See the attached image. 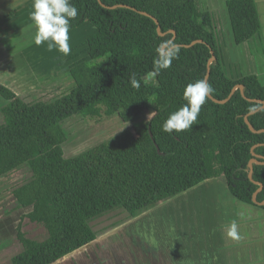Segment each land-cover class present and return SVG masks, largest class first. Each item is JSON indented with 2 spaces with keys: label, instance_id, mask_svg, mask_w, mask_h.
<instances>
[{
  "label": "trees",
  "instance_id": "obj_1",
  "mask_svg": "<svg viewBox=\"0 0 264 264\" xmlns=\"http://www.w3.org/2000/svg\"><path fill=\"white\" fill-rule=\"evenodd\" d=\"M70 3L79 12L70 30L87 23L95 28L86 40L87 60L69 72L73 87L51 101L25 102L0 84L6 102L0 107V176L29 169L31 177L13 195L18 207L31 209L24 218L47 235L29 239L20 223L22 251L11 264H54L120 224L99 232L92 226L96 219L114 211L135 218L221 176L234 198L264 209L253 201H264V85L254 75L235 81L226 76L210 16L196 0ZM226 8L237 45L260 30L254 0H227ZM168 41L179 47L178 58L154 75ZM212 58L211 97L224 100L237 85L245 97L235 90L225 104L207 98L190 131L163 132L169 115L186 103V85L205 80ZM115 115L132 128L65 157V120Z\"/></svg>",
  "mask_w": 264,
  "mask_h": 264
},
{
  "label": "crops",
  "instance_id": "obj_2",
  "mask_svg": "<svg viewBox=\"0 0 264 264\" xmlns=\"http://www.w3.org/2000/svg\"><path fill=\"white\" fill-rule=\"evenodd\" d=\"M196 1L200 11L210 16L226 76L235 81L254 75L264 85V0H254L260 30L240 45L234 42L227 0ZM11 2L0 1V84L23 100L25 93L22 86L33 87L30 89L32 96H41L50 88L57 90L68 86L71 89L74 85L69 75L71 68L87 60V57L76 54L81 51L79 47L78 50L71 48L74 52L68 57V61H73L70 66L64 63L65 60L56 67H53L55 64H45L42 58L37 61L41 55L34 53L36 44L31 45L33 49L27 48L19 54L16 51L5 54V17L1 12ZM25 51L28 52V59L20 57ZM16 58L20 59L19 62ZM34 96L32 100L24 101L55 99H34ZM1 100L0 107L6 103ZM22 172L27 177L17 183ZM30 177L31 173L25 166L0 176V187H4V193H0V240L4 239L5 233L16 236L20 223L27 238L34 240L29 234H42L44 237L40 225L24 218L31 209L18 207L13 195V190ZM233 222L237 225L239 239L228 235ZM88 259H93V264H264V209L234 198L224 177L208 179L126 220L54 264H90ZM0 264H4V250L0 251Z\"/></svg>",
  "mask_w": 264,
  "mask_h": 264
},
{
  "label": "rangeland",
  "instance_id": "obj_3",
  "mask_svg": "<svg viewBox=\"0 0 264 264\" xmlns=\"http://www.w3.org/2000/svg\"><path fill=\"white\" fill-rule=\"evenodd\" d=\"M0 1L4 2V0H0ZM32 4H33V0H12L11 4L5 5L7 6L5 8L3 7L1 14L4 15L5 17L4 18V37H6V39H4L5 54H8L9 52H13V51H16L17 54H19L25 49L31 48L32 44H35L34 36L36 30L33 26V21L31 20L30 17L31 12L33 11ZM94 31L95 28L90 23L83 24L78 28L70 30L69 32L70 47L71 48L76 47V49L79 47L81 49V51L79 50L76 53L78 54V57L80 56L87 57L86 40L89 36H91L94 33ZM34 51L36 56L38 54L41 55L39 57L40 59L36 58L37 61H40L42 58L45 64H55L53 65V67H56L58 65L60 66L61 63L59 62H63L64 60H65L64 63H66V65L68 66L73 64V61H68V57L74 51H71L67 56H65L55 48L49 51L46 44H42L34 47ZM81 52L83 53L80 54ZM25 53L27 55H25ZM20 57L23 58L27 57L28 59L29 57L28 52L25 51L24 54L22 53ZM19 60H20L19 58H16L17 62H19ZM38 63L39 62H36L35 64ZM22 88H24L23 91L25 93L24 100L26 101L27 99L32 100L34 95L32 96L31 92L33 93V91L30 89H32L33 87L27 88L22 86ZM69 90L70 89H68V86L64 88H58L57 90L54 88L53 89L50 88L47 91H44L41 96H34V99L38 98L44 100H51L53 98H56L57 96H61L65 94ZM1 104H2V100L0 99V105ZM150 116H151L150 114L143 115L142 119L143 118L148 119ZM62 128L64 129L66 134V142L62 145L65 157H74L93 146H96L102 142L111 139L112 137L116 136L117 134L121 133L124 130L131 129L132 125L122 123L119 117L116 115L112 117H103L99 121L98 119H87L81 116H74L71 117L70 119L65 120L62 123ZM21 175L22 176L21 178H19L17 183H20L22 180H24L27 177L26 173L24 172H22ZM0 193H4V187H0ZM125 222H126V213L120 211H114L108 213L102 218L93 221L92 226L96 231L100 232L102 230L104 231L107 228H110L112 225L118 223H120L121 225ZM110 230L112 229H109L108 231ZM108 231L104 233H107ZM29 236L37 241L44 240L47 237L45 230H44V237L42 234L36 236L29 234ZM150 237L151 238L153 237L152 233ZM1 250H4V264H11V258L18 255L22 251V246L17 241L15 234L11 233L9 235L8 233H5L4 239L0 240V251ZM88 260L90 261V264L94 263L93 259H88Z\"/></svg>",
  "mask_w": 264,
  "mask_h": 264
},
{
  "label": "clouds",
  "instance_id": "obj_4",
  "mask_svg": "<svg viewBox=\"0 0 264 264\" xmlns=\"http://www.w3.org/2000/svg\"><path fill=\"white\" fill-rule=\"evenodd\" d=\"M32 8L30 17L36 30L34 43L37 46L46 44L49 51L55 48L67 56L71 52L69 44L71 22L79 15L77 7L70 3V0H33ZM178 55L179 47L168 41L162 46L160 57L155 61L154 75H159L161 70L171 67L172 61L177 59ZM131 85L137 89L140 87L135 77L131 79ZM212 92L213 89L206 80L188 83L183 91L186 103L169 115L162 126L163 132L172 134L190 131L192 126L198 123L201 107ZM228 235L233 239H239L235 222L229 226Z\"/></svg>",
  "mask_w": 264,
  "mask_h": 264
},
{
  "label": "water",
  "instance_id": "obj_5",
  "mask_svg": "<svg viewBox=\"0 0 264 264\" xmlns=\"http://www.w3.org/2000/svg\"><path fill=\"white\" fill-rule=\"evenodd\" d=\"M98 1H100V0H98ZM114 7H115V6H114ZM114 7H109V8H114ZM140 13H141L142 15H147V14L144 13V12H140ZM156 23H157V21H156ZM158 32H159V31H158ZM159 34L162 35L160 32H159ZM212 60H213V58L208 62L207 74H206V76H205V80H206V81H207L208 76H209V65H210V63L212 62ZM235 90H240V93H241L242 97H245V96H244V93L242 92V87H241L240 85H237V86H235V87L231 90V92H230V94L228 95V97L225 98L224 100L219 101V100L213 99V98L211 97V95H210L208 98L211 99L213 102H215V103H217V104H225V103H227V102L230 100V98H231V96L233 95V93L235 92ZM263 107H264V104H263ZM254 112H255V111H254ZM252 113H253V112H252ZM244 120H245V123H246L248 126H250V124H249V122H248V116H245V117H244ZM252 163H253V161L250 162V170L252 169V167H251V164H252ZM253 201H254L256 204H258L259 206L264 205V201L261 202V203L256 202L255 199H253Z\"/></svg>",
  "mask_w": 264,
  "mask_h": 264
}]
</instances>
